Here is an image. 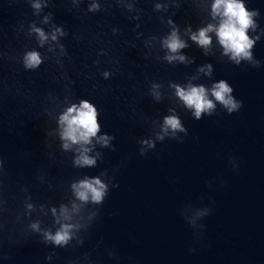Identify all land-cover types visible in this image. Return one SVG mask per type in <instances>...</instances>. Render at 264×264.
<instances>
[{
	"label": "water",
	"instance_id": "1",
	"mask_svg": "<svg viewBox=\"0 0 264 264\" xmlns=\"http://www.w3.org/2000/svg\"><path fill=\"white\" fill-rule=\"evenodd\" d=\"M213 2L0 0V264H251L264 251V0H242L256 15L239 63L215 30L207 47L191 39L218 25ZM221 80L239 110L211 96ZM177 86H203L211 114L195 118ZM82 100L99 131L64 148L59 116ZM166 116L185 130H165ZM92 178L100 203L76 195ZM62 225L67 243L46 239Z\"/></svg>",
	"mask_w": 264,
	"mask_h": 264
},
{
	"label": "clouds",
	"instance_id": "2",
	"mask_svg": "<svg viewBox=\"0 0 264 264\" xmlns=\"http://www.w3.org/2000/svg\"><path fill=\"white\" fill-rule=\"evenodd\" d=\"M33 7L39 8V4H34ZM92 10V9H90ZM213 17L219 15L220 20L218 25L212 24L206 27L200 28L198 33H193L191 39L198 45L207 47L211 38L206 34L215 30L220 44L223 46L225 53L230 52L231 58L239 63L240 58L247 60L252 59V54L249 51L253 47L254 41L247 35V30L254 25L252 16L256 15V12H249L242 0H214L212 4ZM41 43L47 39L45 33L35 28ZM59 31V29H57ZM63 34V33H61ZM52 39H56L53 35ZM164 46L172 53H177L179 49L186 47L184 41L179 39L175 30L164 41ZM169 61L173 59L184 60L183 56H167ZM42 63L40 54L37 51H29L24 57V66L28 69H35ZM107 77L108 73H104ZM177 95L183 100L185 105L191 109H194L193 115L195 118L200 119L202 113L211 114L215 108L213 99H210L206 94V90L203 86H191L185 90L177 86ZM233 89L223 80L216 83L211 89V96L214 100L219 102L229 113L239 110L242 106L240 101L235 100L231 92ZM58 123L62 127L61 139L65 141L64 148L69 147L68 141L72 143L83 142L87 144L90 142V137H95L99 131V125L97 123V111L96 108L86 100L80 102L79 107L72 105L67 108L59 116ZM165 130L171 129L173 131H184L180 120L176 116H166L164 118ZM101 141L107 144L109 137H100ZM162 139V137H161ZM151 146V145H150ZM88 149H84L87 152ZM77 163L81 165H94V159L87 155L81 154ZM76 188V195L81 201H88L89 198L95 202L100 203L106 194V185L98 178H92L91 180L85 179L79 182L78 185H74ZM29 207H31L29 205ZM33 228H37L36 224L32 225ZM71 225H62L61 229L55 234L45 233V237L51 240L54 244L63 245L70 239L68 229Z\"/></svg>",
	"mask_w": 264,
	"mask_h": 264
}]
</instances>
